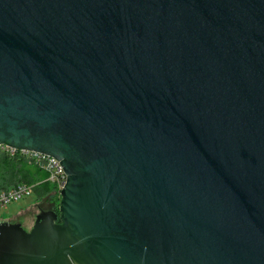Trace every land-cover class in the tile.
I'll return each mask as SVG.
<instances>
[{
    "label": "water",
    "instance_id": "1",
    "mask_svg": "<svg viewBox=\"0 0 264 264\" xmlns=\"http://www.w3.org/2000/svg\"><path fill=\"white\" fill-rule=\"evenodd\" d=\"M0 145L67 174L0 264H264V0H0Z\"/></svg>",
    "mask_w": 264,
    "mask_h": 264
},
{
    "label": "built area",
    "instance_id": "2",
    "mask_svg": "<svg viewBox=\"0 0 264 264\" xmlns=\"http://www.w3.org/2000/svg\"><path fill=\"white\" fill-rule=\"evenodd\" d=\"M0 152L10 157L20 156L30 166L41 169L46 173L45 180L53 185L56 194H58L59 196L61 195V190L67 180V174L60 161L55 157L41 152L39 153L38 151H30L24 149L20 150L8 145H0ZM36 185L37 183H20L15 187L0 191V207H4L9 203L17 201L23 198L25 195L30 194L33 190H35Z\"/></svg>",
    "mask_w": 264,
    "mask_h": 264
},
{
    "label": "trees",
    "instance_id": "3",
    "mask_svg": "<svg viewBox=\"0 0 264 264\" xmlns=\"http://www.w3.org/2000/svg\"><path fill=\"white\" fill-rule=\"evenodd\" d=\"M46 173L37 167L30 166L20 156H6L0 152V191L15 187L20 183H37L35 190L40 194L39 207L42 210H53L59 213L60 196L54 191L53 185L45 180ZM45 193H49L53 207L44 205Z\"/></svg>",
    "mask_w": 264,
    "mask_h": 264
},
{
    "label": "rangeland",
    "instance_id": "4",
    "mask_svg": "<svg viewBox=\"0 0 264 264\" xmlns=\"http://www.w3.org/2000/svg\"><path fill=\"white\" fill-rule=\"evenodd\" d=\"M39 195L40 194H38L36 190H33L23 198L13 201L4 207H0V220H16V222H21L26 230H31L32 225H34L33 222L35 221V216L31 209L33 205L39 201L41 202ZM44 205L48 208H51L54 205V202L50 200L49 193H45Z\"/></svg>",
    "mask_w": 264,
    "mask_h": 264
},
{
    "label": "crops",
    "instance_id": "5",
    "mask_svg": "<svg viewBox=\"0 0 264 264\" xmlns=\"http://www.w3.org/2000/svg\"><path fill=\"white\" fill-rule=\"evenodd\" d=\"M31 209V208H30ZM40 207H39V202L38 203H36L35 205H33L32 206V211H33V214H34V216H35V220H36V216H37V214L40 212ZM19 216V215H18ZM17 217V216H16ZM9 221H11V222H16V220H9ZM18 223H21V222H18ZM33 223H35V221L33 222ZM22 224V223H21ZM23 226V225H22ZM32 227H33V225H32Z\"/></svg>",
    "mask_w": 264,
    "mask_h": 264
},
{
    "label": "flooded vegetation",
    "instance_id": "6",
    "mask_svg": "<svg viewBox=\"0 0 264 264\" xmlns=\"http://www.w3.org/2000/svg\"><path fill=\"white\" fill-rule=\"evenodd\" d=\"M39 213H40V212H39ZM39 213H38V214H39ZM10 222H11V221H10ZM22 227H24V226H22ZM24 228H25V227H24Z\"/></svg>",
    "mask_w": 264,
    "mask_h": 264
}]
</instances>
